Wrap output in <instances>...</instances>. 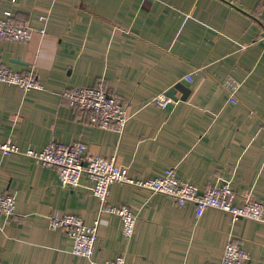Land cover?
I'll return each mask as SVG.
<instances>
[{"label":"crops","instance_id":"crops-1","mask_svg":"<svg viewBox=\"0 0 264 264\" xmlns=\"http://www.w3.org/2000/svg\"><path fill=\"white\" fill-rule=\"evenodd\" d=\"M7 17L46 28L26 42L0 38V64L34 70L43 88L0 82V143L25 151L83 141L129 177L175 167L201 190L232 178L236 203L264 204V0H0V19ZM187 74V99L154 101ZM101 80L128 105L122 131L90 124L62 94ZM0 189L16 198L15 213L0 214L1 264H101L121 254L126 264L218 263L230 237L247 253L244 264H264L259 219L233 220L212 207L198 217L192 203L115 182L109 202L137 214L128 242L121 216L101 212L86 175L66 187L57 169L1 148ZM54 212L99 221L92 258L51 228Z\"/></svg>","mask_w":264,"mask_h":264},{"label":"built area","instance_id":"built-area-1","mask_svg":"<svg viewBox=\"0 0 264 264\" xmlns=\"http://www.w3.org/2000/svg\"><path fill=\"white\" fill-rule=\"evenodd\" d=\"M40 18L44 21L48 19L46 15H41ZM36 30L46 32L44 27L36 28L29 23L20 24L8 17L0 19L1 39L26 42L32 39ZM193 78V74L186 75L189 81ZM0 82L18 85L25 91L43 88L34 70L19 72L4 64H0ZM62 94L72 108L88 113V122L92 125L122 131L127 124L128 105L117 95L110 93L104 80L91 86L68 87ZM154 101L162 107H167L175 99L167 93H161L154 97ZM0 148L6 154L20 153L44 166L57 169L59 182L66 187H77L82 177L86 175L92 182V190L99 200L101 212L121 216L123 233L128 242L135 233L137 214L127 204L114 205L109 202L111 185L115 182H128L147 188L153 193H163L179 206L192 203L196 207L198 217L212 207L230 212L233 220L247 217L264 221L263 202L253 197H247L240 203L235 202L236 192L232 178L223 177L218 183L209 185L204 190L196 183L180 176L175 167L168 168L163 176L132 178L123 174L115 157L106 158L101 154L92 153L87 143L83 141L63 143L54 139L42 150L31 148L22 151L13 143H0ZM15 211V196L0 189V214L12 215ZM98 224L99 221L89 225L81 215L61 212H54L50 221L52 229H63L72 238L75 253L90 258L95 254L99 236ZM247 258V253L230 237L225 245L222 260L207 264H244ZM101 264H126L125 255L121 254Z\"/></svg>","mask_w":264,"mask_h":264},{"label":"water","instance_id":"water-1","mask_svg":"<svg viewBox=\"0 0 264 264\" xmlns=\"http://www.w3.org/2000/svg\"><path fill=\"white\" fill-rule=\"evenodd\" d=\"M190 81L187 80V79H184V80H181V81H178L174 86H172L167 94L171 97H173L175 100H178V99H187L189 97V95L191 94L192 92V88L190 87ZM181 90L182 91V95L180 97H178L176 95V91L177 90Z\"/></svg>","mask_w":264,"mask_h":264}]
</instances>
